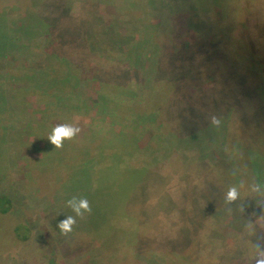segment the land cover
<instances>
[{
    "label": "rangeland",
    "instance_id": "rangeland-1",
    "mask_svg": "<svg viewBox=\"0 0 264 264\" xmlns=\"http://www.w3.org/2000/svg\"><path fill=\"white\" fill-rule=\"evenodd\" d=\"M128 10L140 22L134 69L116 45L108 60L89 55L84 65L98 73L104 64L115 83L88 73L52 84L57 67L44 70L56 55L80 58L45 34L53 18L69 31L83 16L94 28L104 14L101 28L121 31ZM261 60L264 0H0V197L9 201L0 206V264H252L264 247V147L246 157L237 147L264 128ZM155 69L175 85L154 82ZM100 90L108 96L97 104ZM178 107L183 120L188 110L204 120L174 127ZM60 124L79 132L56 147L47 136ZM230 186L239 195L228 202ZM72 197L89 210L76 216ZM68 215L76 222L61 233Z\"/></svg>",
    "mask_w": 264,
    "mask_h": 264
},
{
    "label": "trees",
    "instance_id": "trees-1",
    "mask_svg": "<svg viewBox=\"0 0 264 264\" xmlns=\"http://www.w3.org/2000/svg\"><path fill=\"white\" fill-rule=\"evenodd\" d=\"M137 1H140V0H136V2ZM141 1H143V0H141ZM146 1H152V0H146ZM197 1H199V0H197ZM61 4H62V2H61ZM248 11H249L248 12L249 15H251L253 13V11L251 9H248ZM100 15H101L100 16L101 19H97L95 17L96 22L98 20L99 21L95 24L94 28L88 27V24L86 26V19L84 16H83V18H84L83 23H79V24H77V26L75 25V22H74V20L76 18H74V16H73V18H70V22L71 23L74 22V24L72 26V30H69V31H65V28L63 27V25H60V23L58 22L59 18H57V17L53 18V20L49 22L50 24H49V27L47 28V30H45V34L47 33V35H48L50 32L54 31L56 33L57 37H59L60 41L62 42L61 45L71 47L70 49L72 50V54H71L72 58H74L75 55H77V54L80 55V56H78V57H80L78 59L75 58V59L71 60V58H69L70 61L64 57L65 55L63 53L55 56L58 59H54V60H56V62L58 64L50 63L48 65V69L44 70V71H50V73H51L52 69L57 67V69H56L57 70V74H56L57 76L54 75V77H52V79H51V80H53V82H52L53 85H56V84L67 85V83H69L73 79L75 81H78V82L79 81H85L83 79H85V75L88 73L89 74L91 73V75H92L91 78L94 81L99 82L100 85L102 84V81H105V79H103L104 77L103 78L101 77L103 75L106 78V82H107V80H111L113 83H115L116 80H112L110 78V72H109V70H105L104 64H103L104 67L101 65L100 68H97L98 73L97 72L92 73L91 72L92 70L90 69V66H88V65L84 67L85 62H86L89 55H96L97 58L100 56H101L100 58H104V56H105L104 52L106 51L107 47H110V50L114 51L115 49H117L114 46L119 45V50L117 49V53L118 54L122 53V54L126 55L127 58H131V60H129V63L127 62L128 63L127 64L128 70L130 68V65H129L130 63H131V66H133V65H137V63L139 61H141L140 56H138L139 55L138 53L140 51L138 52V50H137V49H139L140 44L138 42H140V41H135L134 38L131 36L132 33L136 32V30H135L136 25L140 24V22L138 21L139 18L134 16V14L131 10L125 11V12H123V15L121 17H123V16L127 17L125 25L128 26V29L125 28L124 30L117 31L116 26L110 27L109 24H111V23H107L105 25V31H104L103 30L104 29L103 21H105L106 15L105 16H104V14H100ZM92 22H95V21H92ZM247 22L249 25L250 22L248 21V19H247ZM100 24H103V25H100ZM149 25L154 26L151 23ZM115 40H116V43H113ZM117 41H119L120 43H118ZM129 41H131L132 43H130ZM123 44H125V45H123ZM123 46L126 47V50L123 49ZM57 48L55 47V49H57ZM135 50H137V54H135V52H136ZM54 55H55L54 53H51V54H49L48 57L52 56L51 58H53ZM134 56H137V57L134 58ZM209 56H210V53H207V57H209ZM80 59H83V60H80ZM104 59L108 60L107 58H104ZM60 64L62 66H60ZM257 64H259V63H257ZM258 66H262L264 68V60H261L260 65H258ZM72 67H75V68L82 67V68L78 69V71L77 70L75 71V69H73ZM134 68H135L134 66L131 67V69H134ZM155 68H157V67L155 66ZM213 68H216V66ZM27 70L34 72L33 68H31V66L28 67ZM149 72L151 75L152 72L151 71H149ZM155 73L157 74L156 69H155ZM155 73H154V77H153V78H155L154 82L162 83L165 86L166 85L168 86L169 83H173L175 85V81H165L163 79H160L158 74L155 76ZM225 75L227 76L228 74L225 72ZM174 79H175L174 76L167 78V80H174ZM20 81L21 80L19 79L18 83H20ZM31 83H32V81H31ZM124 84H126V83H124ZM73 87H77V85L73 86ZM160 88H161V86H160ZM158 90H159V86L157 84L155 91H158ZM179 90H180V88H179ZM174 92L175 91L170 90L168 94H170V93L173 94ZM180 95H181V93H180ZM102 96L103 97L108 96V94L106 95L101 90L99 92H97V97H98V100L96 101L97 104L103 98ZM173 101H175V102L170 101V105L175 106V104L178 102L177 98L175 97L173 99ZM50 103H51V101H50ZM186 104H188V103H186ZM148 105H147V107H148ZM153 107L154 106H152V108ZM179 108L180 107L174 108V110H172V115H175L177 117V123L173 124L174 127H181L182 130L183 129L186 130L190 126V124H189L190 122L193 121L192 127H195L197 125H200L202 123L201 121L204 120V118H201L202 117L201 114L199 117H197L199 115V113L197 114L195 110H192L191 112H190V110H188V111L186 110L187 112L185 113V115L189 114V117H188V119L183 120L182 116L180 117V109ZM160 110L165 111L164 108H162V107H158V109H157V107H155L153 110H149V112H151L152 114H155L157 116ZM136 117H140V116L137 114ZM142 117H146V116H142ZM207 117L210 118L209 116H207ZM159 121L161 122L160 119H159ZM207 121L211 122V119H209ZM207 121H205V122H207ZM161 125H163V124H161ZM203 125H205V123H203ZM257 129H261V130L258 131ZM263 133H264V128L262 129L260 127H258V128L255 127V130L253 132V136L247 137L248 138L247 142L245 144L237 147L238 152L242 153L246 157V155H248L250 152H251V154L254 153L253 149H255V148L263 149L264 142L263 143L260 142V134H263ZM118 134L119 133H117L116 135H118ZM253 139H254V141H253ZM244 148H245V153L242 152V150ZM251 150H253V151H251ZM262 151H264V150H262ZM217 161H218V158H217ZM225 165H226V168L231 172V169L234 167V164L232 163V161L227 162ZM236 167H237V169H239L237 164H236ZM238 172H240V171H238ZM239 176H240V174H239ZM203 193H205V192H203ZM207 196H211L210 193ZM8 203H9V201L6 198L0 197V206H2L3 204H8ZM6 210H7L6 208H2V212H6ZM22 225H24V224H22ZM15 230L20 232L19 226L18 227L16 226ZM17 236L19 237L20 233H18ZM234 264H239V263L235 262ZM252 264H254V262Z\"/></svg>",
    "mask_w": 264,
    "mask_h": 264
},
{
    "label": "clouds",
    "instance_id": "clouds-1",
    "mask_svg": "<svg viewBox=\"0 0 264 264\" xmlns=\"http://www.w3.org/2000/svg\"><path fill=\"white\" fill-rule=\"evenodd\" d=\"M219 119L216 116L211 117L212 124H219ZM79 132V128L71 124H60L52 128L48 134L47 139L50 143L56 147H60L65 139L74 137ZM253 190H258L259 186L256 184L252 185ZM238 190L236 186H230L224 194L226 201L231 202L238 198ZM68 207L71 208L72 212L79 216L82 211L89 210V202L86 198L72 197L66 201ZM75 216L68 215L63 219L59 220L56 227L59 228L61 233H68L72 231V226L75 224ZM249 259L254 264H264V247L260 245L255 246V250L250 253Z\"/></svg>",
    "mask_w": 264,
    "mask_h": 264
}]
</instances>
